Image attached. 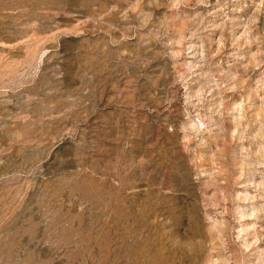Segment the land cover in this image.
Returning a JSON list of instances; mask_svg holds the SVG:
<instances>
[{
    "label": "rangeland",
    "instance_id": "1",
    "mask_svg": "<svg viewBox=\"0 0 264 264\" xmlns=\"http://www.w3.org/2000/svg\"><path fill=\"white\" fill-rule=\"evenodd\" d=\"M0 264H264V0H0Z\"/></svg>",
    "mask_w": 264,
    "mask_h": 264
}]
</instances>
